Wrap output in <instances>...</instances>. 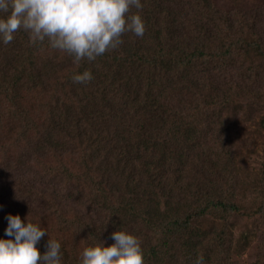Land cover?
Listing matches in <instances>:
<instances>
[{"label":"trees","instance_id":"obj_1","mask_svg":"<svg viewBox=\"0 0 264 264\" xmlns=\"http://www.w3.org/2000/svg\"><path fill=\"white\" fill-rule=\"evenodd\" d=\"M170 1L141 0L143 7L130 13L142 15L144 35L126 32L122 44L92 61L77 63L47 39L32 43L23 29L10 43L0 42V146L24 142L27 150L63 152L66 142H80L82 159L62 160L63 171L80 170L66 177L64 202L55 197L62 223L85 227L68 221L63 210L84 196L85 187L71 183L82 181L89 188L92 236L135 233L145 264H196L198 256L202 264H233V247L250 242L247 231L234 236L235 225L264 220V170L242 178L244 148L233 134L244 126L239 112L246 105L253 110L258 96L231 81L221 92L198 67L207 56L264 60V37L223 39L218 20L205 12L209 0ZM215 39L222 50L207 54ZM85 69L93 79L74 82L73 74ZM46 96L36 117L37 99ZM0 180L4 187L2 166Z\"/></svg>","mask_w":264,"mask_h":264},{"label":"rangeland","instance_id":"obj_2","mask_svg":"<svg viewBox=\"0 0 264 264\" xmlns=\"http://www.w3.org/2000/svg\"><path fill=\"white\" fill-rule=\"evenodd\" d=\"M209 2L203 6H208L205 12L208 11L210 15L213 13V17L218 20L216 21L218 23L216 34L220 32L221 38L232 40L239 34L264 37V0H209ZM168 3L173 4L170 0ZM190 14L191 16L194 14L193 7ZM219 42L220 39H215L210 43V48L207 47L210 49L207 54H214V49L220 46ZM260 44L261 50L264 51V40ZM220 50L222 49H217V52L219 53ZM236 52L234 55L243 53L241 50H236ZM249 52L255 53L252 49ZM259 57L255 55L248 61L244 57H237L235 61L227 57L218 60V58L210 59L207 56L204 60L209 61H202L198 67L205 78L216 84L221 92L222 88L231 84V81L239 87H248L246 90H253L252 94L258 96L254 99L253 110L249 111L246 105L244 113L241 110L237 116V120L241 123L245 119L242 130L233 131L237 139L241 138L239 145L244 148L245 166H242L240 173L245 180L253 179L255 175L261 177L262 170H264V60H259ZM5 69L6 67L5 72L9 71ZM257 93L260 94L255 95ZM47 100V96L45 100L44 98L37 99V102L41 104L37 105L40 107L34 109L33 115L37 117L41 114L40 108ZM246 102L249 101L246 99ZM75 111L77 113L76 108ZM248 116L249 119H247ZM20 144L21 148H15L14 145H3V143H1L3 147L0 146V166H2L4 182V187L3 183L0 187V236L5 235L4 229L7 226L5 217L8 213H19L22 217L28 215L31 221L47 229L48 233L46 232L38 242L40 250L45 247L49 238L61 242L62 264H80L83 249L99 243L100 240H105L107 244L114 242L112 238H109L108 232L101 233L99 239L91 235L88 227L89 188L84 182L81 181L79 184L71 182L74 187H85L84 196L65 202L64 209H62L68 221L81 222L82 220L85 227H79L78 224L70 225L69 222L62 223L57 214L58 210L53 208L56 196L61 204L64 202L63 195L70 186L66 177L70 172L80 171L77 167H72L70 172H67L63 171L62 167L64 164L62 160L68 161L70 158H75L80 161L82 159L78 156L83 152L79 150L81 149L80 142H66L67 148L63 152L38 146L27 150L28 148H25L27 143L21 142ZM25 150H27L26 154L23 155ZM8 158L15 165L12 171L8 169ZM246 194L249 195V193ZM247 202L250 203L251 199ZM244 231H247L250 236V242L242 247L234 246L230 260L233 264H264V220L258 221L257 218L255 221L248 219L239 221L234 227V236Z\"/></svg>","mask_w":264,"mask_h":264},{"label":"clouds","instance_id":"obj_3","mask_svg":"<svg viewBox=\"0 0 264 264\" xmlns=\"http://www.w3.org/2000/svg\"><path fill=\"white\" fill-rule=\"evenodd\" d=\"M141 0H0V42L10 43L15 33L28 32L30 42L48 40L50 47L73 56L75 62L89 61L117 48L122 34L132 32L142 37L146 24L141 14ZM93 79L85 69L73 74L76 83ZM5 235L0 236V264H62L61 242L49 238L41 252L38 242L47 229L19 213L6 215ZM48 233V232H47ZM113 243L100 240L85 247L80 264H145L139 237L128 230L111 233ZM198 256L196 264H202Z\"/></svg>","mask_w":264,"mask_h":264}]
</instances>
